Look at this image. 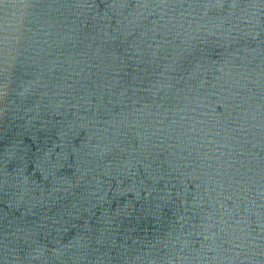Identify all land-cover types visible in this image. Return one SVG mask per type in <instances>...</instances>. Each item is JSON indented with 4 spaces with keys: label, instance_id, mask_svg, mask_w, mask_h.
<instances>
[{
    "label": "water",
    "instance_id": "water-1",
    "mask_svg": "<svg viewBox=\"0 0 264 264\" xmlns=\"http://www.w3.org/2000/svg\"><path fill=\"white\" fill-rule=\"evenodd\" d=\"M0 264H264V0H0Z\"/></svg>",
    "mask_w": 264,
    "mask_h": 264
}]
</instances>
